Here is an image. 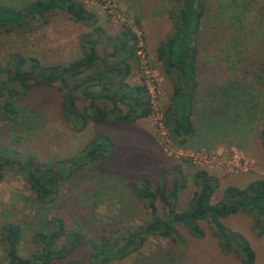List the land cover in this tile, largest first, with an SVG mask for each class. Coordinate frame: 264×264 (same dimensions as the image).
<instances>
[{
  "label": "rangeland",
  "instance_id": "rangeland-1",
  "mask_svg": "<svg viewBox=\"0 0 264 264\" xmlns=\"http://www.w3.org/2000/svg\"><path fill=\"white\" fill-rule=\"evenodd\" d=\"M33 1L0 0V4L21 9ZM78 1L95 14L94 26L76 23L66 13L55 11L33 21L30 30L23 34L6 35L0 31V63H6L10 54L20 53L35 57L43 66L67 64L81 58L87 34L92 42L101 43L98 52L104 55L103 52L112 51L111 43L127 30L134 35L131 44L136 48L135 57L129 61L128 82L153 88L155 103L152 115L133 124L89 122L78 130L62 115L59 91L54 87H37L16 105L19 116L15 121L0 122L3 156L17 153L22 159L32 156L53 163L76 156L97 135L108 137L114 145L110 155L97 158L83 172L64 181L57 197L48 204L36 201L16 170L4 173L0 180V228L4 223L20 226L19 249L23 257L35 249L32 235L43 231V222L52 217L63 219L68 231L82 233L89 239L97 236L112 239L125 235L128 228L144 224L149 216L135 194L143 179H148L152 188L164 183L170 189L179 168L187 185L179 195L178 211L189 209L193 193L198 190L194 180L198 170H206L219 181L211 204L222 199L228 186L243 188L264 179V170L253 157L261 155L260 132L264 121L261 125L258 122L256 129L250 124L260 118L253 99L258 101L264 116V88L261 77L256 79L258 70L263 75L264 66V0L208 2L197 43L200 94L192 111L194 132L184 145L193 149H184L168 133L163 116L171 97V79L157 60L156 50L171 33L169 15L175 10L173 0ZM94 28L112 37L113 42L105 43L106 36ZM123 39L127 40L126 36L119 41ZM230 81L240 83L241 89L231 87L227 92L230 98L220 97V106L204 98L207 89L212 90V96H219L222 86L226 87ZM252 94L257 95L252 98ZM83 104L79 101L80 107ZM231 150L244 158L245 170L228 171L197 164L188 156L200 151L224 155ZM246 173L251 175H240ZM157 208L163 212L161 203H157ZM222 223L230 231L241 234L264 264V232L259 234L253 217L237 213L222 219ZM200 225L204 231L201 239L185 228H179L183 244L149 236L139 250L111 264H244L239 250L224 254L209 225L206 222ZM2 255L0 248V263Z\"/></svg>",
  "mask_w": 264,
  "mask_h": 264
},
{
  "label": "trees",
  "instance_id": "trees-1",
  "mask_svg": "<svg viewBox=\"0 0 264 264\" xmlns=\"http://www.w3.org/2000/svg\"><path fill=\"white\" fill-rule=\"evenodd\" d=\"M208 2L173 0L175 10L169 15L171 33L156 50L157 60L171 79L172 92L164 109V123L168 133L178 139L181 146L194 132L192 111L198 87L197 43ZM55 11H62L74 22L88 27L97 22L95 14L88 12L78 0H35L21 9L0 4V31L6 35L23 34L30 30L33 21ZM93 30L105 35L100 29ZM129 32L123 31L118 41L111 43L112 51L103 52L104 55L98 52L101 43L92 42L91 35H85L83 56L67 64L43 66L35 57L10 54L6 63H0V122L15 121L19 116L16 105L37 87H54L59 91L62 115L78 130L89 122L130 125L148 118L152 110L146 88L128 82L131 74L129 61L135 57L136 50L131 44L134 35ZM125 36L127 40L119 41ZM111 41L112 37L106 36L105 43ZM260 77L264 88V66L263 75L261 70L257 72L256 79ZM79 101L84 103L82 107ZM260 141L264 151V123ZM113 150L114 145L108 137L97 135L76 156L53 163L32 156L22 159L17 153L11 156L0 154V180L7 170H16L36 201L48 204L57 197L64 181L83 172L97 158L110 155ZM176 172L170 189L164 183L152 188L148 179L141 180L135 194L149 219L140 226L128 228L125 235L112 239L104 236L89 239L82 233L68 231L63 219L52 217L43 222V231L32 235L31 243L35 249L28 257H23L19 249L20 226L4 223L0 228L3 253L0 264H111L139 250L149 236L183 244L179 228H185L201 239L204 236L202 222L209 225L224 254L239 250L244 256L243 263L253 264L255 253L249 242L241 234L227 229L222 219L246 213L253 217L254 227L262 234L264 179L255 180L244 188L228 186L222 199L211 204L219 181L206 170H198L194 174L198 190L193 193L189 209L178 211L179 195L186 188L187 181L179 168ZM157 203H161L162 213Z\"/></svg>",
  "mask_w": 264,
  "mask_h": 264
},
{
  "label": "built area",
  "instance_id": "built-area-1",
  "mask_svg": "<svg viewBox=\"0 0 264 264\" xmlns=\"http://www.w3.org/2000/svg\"><path fill=\"white\" fill-rule=\"evenodd\" d=\"M148 83V82H147ZM149 84V83H148ZM146 88L148 90V99H149V103H150V108L153 112V107H154V103H155V95L153 92V88L148 87V85H146ZM151 91H150V90ZM152 112L150 115H152ZM231 150L230 153L228 154H209V153H205L204 151H200L197 153H191L190 155H188L190 157L191 160H193L194 163L200 164V163H204L210 167H223V169H227L228 171L232 170V169H242L245 170L246 169V162L244 160V158L235 153L236 151Z\"/></svg>",
  "mask_w": 264,
  "mask_h": 264
},
{
  "label": "crops",
  "instance_id": "crops-1",
  "mask_svg": "<svg viewBox=\"0 0 264 264\" xmlns=\"http://www.w3.org/2000/svg\"><path fill=\"white\" fill-rule=\"evenodd\" d=\"M201 32V31H200ZM200 38V37H199ZM199 40V39H198ZM197 49H198V46H197ZM83 56V55H82ZM81 56V57H82ZM197 81H198V87H197V90H196V93H195V97H194V106H193V108L198 104L197 103V96H199V91H200V89H199V79H198V70H199V59H198V57H197ZM228 85L225 87V86H222V88H221V90H220V93H219V96L217 95V97H216V95H214V96H212L210 93H212V90L211 91H209L208 89L206 90V92H205V95H204V98L208 101V102H210L211 104L212 103H214L215 101L216 102H218L219 103V106H220V104H221V98L220 97H223V100H224V97H228L229 96V94H227V92H228V90L229 89H231V87H235V88H239V89H241V87H240V83H234V81H230V82H228L227 83ZM264 94V93H263ZM256 95L257 94H252V98H255L256 97ZM259 96V95H258ZM229 98H230V96H229ZM229 98H228V101H229ZM208 99H210V100H208ZM226 100H227V98H226ZM205 101V100H204ZM204 101H202V102H204ZM258 103V101L256 100V99H253V105H256L257 106V110H260V118L258 119V120H256L254 123L253 122H250V124L253 126V128L254 129H256V125H257V123H258V125H261L262 123H263V119H264V116H263V110L261 109V108H259L258 106H259V104H257ZM224 104V103H223ZM225 110V109H224ZM227 113V112H226ZM219 117H220V115L218 114V119H219ZM197 119V118H196ZM192 121H193V112H192ZM257 125V126H258ZM248 137H249V135H248ZM185 144H183L181 147H184V149H193V148H186L185 146H184ZM227 145H229V144H227ZM230 145H232V146H235L237 149H239V150H242V151H244L245 152V150L247 151V149L246 148H241L240 146H238V145H235V144H230ZM220 148V147H219ZM218 148V149H219ZM231 148H233V147H231ZM203 149V148H202ZM220 150V149H219ZM225 150H227V149H225ZM224 150V151H225ZM260 150H262L261 151V155L259 156V155H255V156H253L254 158H256L258 161H259V164H260V167L262 168V170H264V151H263V149H262V146H261V143H260ZM241 153V152H240ZM242 154V153H241ZM240 175H243V176H250L251 174L250 173H246V174H240ZM244 188V187H243ZM255 252V251H254ZM253 264H262V259H261V261H260V258L258 257V256H256V252H255V261H254V263Z\"/></svg>",
  "mask_w": 264,
  "mask_h": 264
}]
</instances>
